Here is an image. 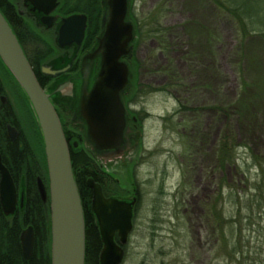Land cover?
Segmentation results:
<instances>
[{"label":"rangeland","instance_id":"1","mask_svg":"<svg viewBox=\"0 0 264 264\" xmlns=\"http://www.w3.org/2000/svg\"><path fill=\"white\" fill-rule=\"evenodd\" d=\"M134 2L143 202L122 264H264V34H245L218 0ZM21 92L11 81L22 134L44 164Z\"/></svg>","mask_w":264,"mask_h":264},{"label":"water","instance_id":"2","mask_svg":"<svg viewBox=\"0 0 264 264\" xmlns=\"http://www.w3.org/2000/svg\"><path fill=\"white\" fill-rule=\"evenodd\" d=\"M33 9L47 14L58 0H29ZM132 0H102L104 8L100 33L91 49L84 55L81 64L80 82L75 83V95L69 91L74 85L73 77L63 76L64 94L51 87V93H58L55 99L75 100L79 104L78 116L84 122L87 141L94 147V153L108 160L124 154L131 146L140 143L141 131H133L130 113L125 102L133 78V58L137 29L131 16ZM43 23H49L46 20ZM87 15L75 13L63 19L59 31L60 46L72 43L80 45L86 34ZM0 56L10 69L14 80L26 93L42 132L46 153L50 196L41 178L39 189L44 201L50 197L52 264H85L86 225L81 196L73 172L70 148L63 127L44 87L39 82L33 67L13 31L9 21L0 10ZM96 59L99 68L90 85L89 80ZM65 68L44 67L45 73L59 76ZM64 75V74H63ZM61 79V80H62ZM17 131L12 129V138ZM0 200L5 215L17 210L18 192L12 174L4 164L0 152ZM92 189L91 208L100 231L103 247L100 264H122L125 245L133 231V208L135 200H121L106 197L102 185L89 178ZM21 206L24 203L21 198ZM119 235V243L115 241ZM23 255L30 260L34 254L35 234L33 227L25 229L21 236Z\"/></svg>","mask_w":264,"mask_h":264},{"label":"flooded vegetation","instance_id":"3","mask_svg":"<svg viewBox=\"0 0 264 264\" xmlns=\"http://www.w3.org/2000/svg\"><path fill=\"white\" fill-rule=\"evenodd\" d=\"M86 3L87 7L85 9L70 8L71 4L76 3ZM132 0L131 6V16L136 24L137 37L140 35L139 32L142 30L140 26V19L138 18V12L135 2ZM0 4L3 7L1 10L7 20L9 21L13 31L15 32L20 44L28 58L30 65L33 67L34 72L44 87L45 91L50 94V99L54 104V107L60 118L63 131L65 133L66 139L69 144L70 151L76 149H82L87 152H93L94 147L87 141L86 134L84 129L79 125L84 122L79 118L77 112L79 109V104L75 100L65 99L62 103L57 101L55 98L59 96L58 93H51V87L54 85L55 89H62L61 92L64 94V85L69 81L63 82V76L73 77L74 85L69 89L73 96L75 95V83L80 82L81 78V64L82 59L85 54L91 49L94 44V40L100 33L101 27V18L103 15L104 8L102 7V0H58L55 8L48 12L47 14L39 13L33 9V3L29 0H0ZM75 4V5H76ZM75 13H84L87 15V29L83 42L80 45H75L74 43L68 46H60L59 44V29L64 18L75 14ZM46 20L49 23H43L42 21ZM135 42V49L136 43ZM133 78L132 85L124 96L127 108L130 113L129 123L133 131H141L142 140L144 134V118L141 116L140 110L134 108L133 100L139 93L138 87H142L140 84L138 76V67L137 61L133 58ZM52 67L54 69L65 68L68 66V69L59 76H53L51 74L45 73L43 71L44 67ZM139 66V64H138ZM99 68V59H96L92 68V74L90 76L89 84L91 85L95 79L96 71ZM11 72L5 62L0 56V142L17 141L22 134V129L20 125V117L17 114L15 107L12 105L9 97V89L11 85ZM13 79V78H12ZM62 79V80H61ZM15 82V81H14ZM16 91L22 95L21 87L15 82ZM20 98V96L18 95ZM175 112V111H174ZM177 113V111L175 112ZM174 116V114H173ZM165 121L171 117L163 116ZM12 129L17 131L15 138H12ZM27 138V137H25ZM144 149L140 146V143L133 145L128 149L124 154L108 159L103 160L99 159V168L97 169L98 181L102 185L103 192L106 197L118 198L121 200H135L133 208V230L136 226V221L139 217V208L143 202V193L137 180V170L139 167L140 159L143 156ZM94 153V152H93ZM131 154V156L129 155ZM3 157V156H2ZM125 157V158H124ZM130 157V158H128ZM128 158V159H127ZM182 160V158H181ZM181 164H185V161H182ZM1 177V176H0ZM13 177V176H12ZM44 182L47 181L46 189L48 195L50 194L49 188V176L48 179L43 177V175H38L37 177V188L41 200L44 203L50 202V197L47 201H44L39 189L38 179ZM14 179V177H13ZM1 180V179H0ZM16 189L18 192V204L17 210L13 215L20 214L22 208L27 209L30 203V197L25 201L24 193L19 190L20 186L17 185L14 179ZM48 186V187H47ZM162 187V186H161ZM164 188V187H162ZM93 193V192H92ZM50 196V195H49ZM23 197L24 203L21 206V198ZM93 197V195H92ZM26 203V204H25ZM0 206L1 200H0ZM3 210V209H2ZM4 212V211H3ZM216 212V211H215ZM211 212L212 220L216 221V213ZM201 223V222H200ZM32 226L35 234V246H36V233L35 228L32 223H29L24 227L20 234L21 236L25 229ZM196 229H198L196 227ZM115 241L119 243V235L116 234ZM22 249V243H21ZM23 255V250H22ZM35 255V248L34 254ZM126 255V249H125ZM33 257L30 259L32 260ZM24 258V255H23ZM25 259V258H24ZM26 260V259H25ZM29 261V260H28Z\"/></svg>","mask_w":264,"mask_h":264},{"label":"trees","instance_id":"4","mask_svg":"<svg viewBox=\"0 0 264 264\" xmlns=\"http://www.w3.org/2000/svg\"><path fill=\"white\" fill-rule=\"evenodd\" d=\"M218 1L220 6H225L237 18L245 34L248 31H260L264 34V0H253L256 4L258 3V6H254L252 9L248 8L249 0H227V4L225 0ZM2 9L0 4V10ZM139 34L143 35L142 31ZM166 71H168L167 68ZM17 85L19 84L17 83ZM24 95L27 97L25 92ZM33 114L35 117L34 110ZM35 120L41 138L44 164H41L38 156L35 157L28 138L23 135L15 142L9 141L8 143L2 140L0 142V152L4 164L10 170L17 185L19 184V190L24 193L25 201L27 202L28 195L30 197L29 207L27 209L22 208L19 215L7 216L0 206V264H52L50 202L44 203L41 200L37 188L38 175H43L48 179V167L42 132L36 117ZM0 135L3 136L4 134L1 133ZM70 155L84 210L86 225L85 264H100L99 257L103 243L91 208L92 189L87 183L89 178L98 181L96 172L99 168L100 157L96 153H89L82 149H72ZM29 223L34 225L37 241L35 255L32 260L28 261L22 255L20 234Z\"/></svg>","mask_w":264,"mask_h":264}]
</instances>
